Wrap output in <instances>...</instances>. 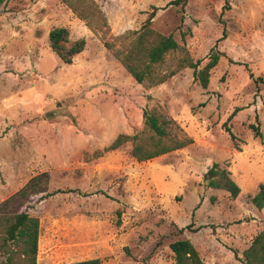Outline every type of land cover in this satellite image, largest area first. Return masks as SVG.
Wrapping results in <instances>:
<instances>
[{"label": "rangeland", "instance_id": "1", "mask_svg": "<svg viewBox=\"0 0 264 264\" xmlns=\"http://www.w3.org/2000/svg\"><path fill=\"white\" fill-rule=\"evenodd\" d=\"M93 1L115 35L139 30L157 8L152 28L180 46L156 67L166 80L137 83L62 0H0V204L43 173L49 192L63 191L21 208L40 221L37 264H175L170 244L188 237L201 242L204 264H241L222 235L248 242L264 216L253 190L233 198L206 175L214 164L239 177L251 174L243 161L264 168V85L254 82L264 78V0ZM57 27L86 40L72 65L50 49ZM216 52L223 55L204 87L190 65L201 72ZM153 108L193 143L142 163L132 142L94 155L121 134L141 135ZM235 110L232 140L223 124ZM195 223L201 234L180 232ZM210 240L233 255L212 258Z\"/></svg>", "mask_w": 264, "mask_h": 264}, {"label": "trees", "instance_id": "2", "mask_svg": "<svg viewBox=\"0 0 264 264\" xmlns=\"http://www.w3.org/2000/svg\"><path fill=\"white\" fill-rule=\"evenodd\" d=\"M70 9L85 22V25L103 43L107 51L116 58L139 84L150 80L151 86L162 84L165 77H156V67L164 62L166 54L179 49V44L173 35L165 36L152 28L157 8L148 15L139 30L127 31L121 35H115L109 25L103 10L93 0L79 1L75 6L68 0H62ZM187 0H176L175 5H184ZM50 49L66 65H72L74 60L84 52L86 40L80 38L71 40L70 31L66 27H57L48 35ZM221 53H213L210 62L198 72V65L191 64L204 87L209 84L210 71L218 64ZM253 78V75L251 74ZM256 85H264V78H254ZM236 115V110L223 124L225 132L232 140L236 136L232 132L229 123ZM143 132L141 135H119L113 143L102 152H96V157L106 152L117 150L127 142L133 143L132 156L139 162H147L163 155L183 149L193 143L189 136L182 135L183 131L167 112L161 108L145 109L143 112ZM255 135L262 137L259 125H251ZM210 179V187L225 190L237 198L241 192L240 187L230 178L229 173L221 169L218 164L207 172ZM50 176L43 173L33 177L17 193L0 204V264H37L40 221L32 217L28 211L21 210L26 201L31 197L39 196L38 201L52 197L63 191H48ZM252 204L259 210L264 208V183L259 186L258 193L252 198ZM191 230L192 224L186 228ZM174 254L175 264H204L199 251L188 239H180L170 244ZM241 264H264V229L254 238L251 246L239 257ZM69 264H102L100 259H88Z\"/></svg>", "mask_w": 264, "mask_h": 264}, {"label": "crops", "instance_id": "3", "mask_svg": "<svg viewBox=\"0 0 264 264\" xmlns=\"http://www.w3.org/2000/svg\"><path fill=\"white\" fill-rule=\"evenodd\" d=\"M243 164L245 166L251 167L250 168V170H251L250 173L251 174L244 175L242 177L241 176L239 177L238 175L235 176V173H229V176L240 187V189H241L240 194H244V193L250 194L249 191L250 190H253L254 191L253 197H254L258 193V191H259V186L264 183V181H262V179L264 178V168H263V166L260 167L258 164L257 165L251 164L248 161H243ZM252 168H254L255 172L252 170ZM257 210L261 213V215L264 216V208L261 209V210H259V209H257ZM253 222H257V221L255 220ZM253 224H251V226H250L251 231L250 232L247 231V233L249 232V234H247V235H250V237H251L249 240L247 238L245 239V241H248V242H245L244 243V239L238 233L235 234V236H233V237H231V236L227 237L224 234L222 235V237H223V243L225 245L233 248L234 250H237L239 252V254H238L239 257H242L243 256L244 251H246L251 246L254 238L264 229V226H262L260 229L257 228V224L258 223L255 224V227H254ZM201 227H202V225H200L198 223H195V225L193 224L192 229H191V230L194 231L192 233L193 236H196V235H199V234L202 233L203 228L201 229ZM245 228H248V227L246 226ZM180 229H182V228H180ZM238 229H240V228H231V232L234 231V230L236 231ZM250 233H254L255 236L252 235V234H250ZM189 238L192 240V244L199 251L200 256H201V252L203 250V246L201 245V242L198 241L197 239H194L193 237H188L187 239L189 240ZM208 245H209V249H210L209 253L212 255V258L218 252L225 253V256L226 257H228L230 254L233 255V253L231 252V250H229L228 248L222 246L224 248V251H225V252H223V249L222 248H219L218 246H216V243H213L212 240H210L208 242Z\"/></svg>", "mask_w": 264, "mask_h": 264}]
</instances>
